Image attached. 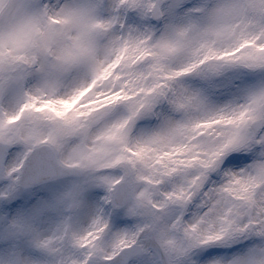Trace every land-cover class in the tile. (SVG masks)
<instances>
[{"label": "snow or ice", "instance_id": "6c2138e0", "mask_svg": "<svg viewBox=\"0 0 264 264\" xmlns=\"http://www.w3.org/2000/svg\"><path fill=\"white\" fill-rule=\"evenodd\" d=\"M3 0H0V4ZM183 10L186 21L152 40L148 28L127 23L130 14L159 15L155 0H113L108 17L99 15L95 0H64V3H38L22 0L20 19L5 31L0 29V145L13 142L9 135L13 124L27 118L31 123L30 138L47 125L49 137L76 131L80 116L70 112L73 102L79 99L81 86L73 88L67 96L58 95L63 74L94 57L96 35L118 27L120 34L109 41L106 52L121 56L129 49L138 50L139 56L152 54L153 69L162 73L146 89V96L137 109L125 120L117 122L109 138L125 145L113 165L125 163L133 177L129 192L119 194L114 190L117 181L102 176L98 183L105 194L90 211L86 223L65 218L44 239L37 238L38 247L57 257V264H123V257L145 254L142 240L147 233L154 234L166 247L181 255L196 249L198 261L203 264H264V246L250 247L236 243L249 236L264 239V200L257 199L264 192V136L242 131L240 122L245 111L226 118L234 121L232 130L221 133L219 142L209 150L198 178L185 177L181 182L168 185L173 178L184 175L190 160L175 159L169 153H158L152 160L145 154L156 151L177 136L186 137L187 143L172 148V153L191 151L198 155L197 136L207 135L214 126L212 119L171 121L163 118L160 128L127 143L126 127L137 115L155 114L156 104L167 101L175 111L189 113L202 103L199 92L190 90L179 81L199 65L213 60H227L249 69H264V0H215L209 7L207 0L188 7L184 0H173L168 11ZM197 14H199L197 16ZM199 19L201 22H197ZM184 59L186 63L168 70V61ZM222 65H213L211 74H217ZM36 68L40 78L33 88L24 87V81ZM175 81L176 86H170ZM253 103L264 102V91L252 97ZM59 105V107H57ZM220 119H225L221 117ZM260 150H256V145ZM175 159L170 165L165 159ZM247 161L243 167L239 164ZM209 171L222 172L224 181L204 193L201 204L221 199L215 203L223 207L217 221L207 218V213L193 221L185 222L180 216L171 225L165 223L170 203L187 205L200 193ZM10 175L11 172L9 171ZM136 185H143L137 191ZM15 186L0 191V198L10 197ZM122 216L136 218L134 224L118 227ZM13 229L22 227L14 221ZM190 237L186 247H178L169 234L178 229ZM217 248L215 245H233ZM207 249L200 252L199 250ZM0 264H30L15 253L0 258ZM130 264V260L128 261Z\"/></svg>", "mask_w": 264, "mask_h": 264}, {"label": "clouds", "instance_id": "9594fccd", "mask_svg": "<svg viewBox=\"0 0 264 264\" xmlns=\"http://www.w3.org/2000/svg\"><path fill=\"white\" fill-rule=\"evenodd\" d=\"M37 2L43 4L49 3V0ZM95 2L99 5V15L106 19L113 0ZM202 2L184 0L188 7ZM214 2L207 0L209 7ZM21 3L22 0H3L0 4V29L6 31L10 25L18 22ZM51 3L62 4L64 0H51ZM155 3L160 9L159 15L141 17L134 13L127 19V23H135L141 30L148 28L153 41L186 22L183 20V10L168 11L173 0H155ZM197 22L201 21L197 19ZM119 34L118 27L110 32L98 33L94 57L74 65L62 76L58 95L67 96L76 86L83 89L69 110L80 116V126L76 131L50 138L48 126L42 125L37 135L25 139L32 127L25 118L13 124L9 130V135L17 139L0 145V191L10 185L15 186L14 195L0 198V258L15 253L30 264H57L58 258L38 247L36 239L51 235L55 226L65 218L76 222L83 213L90 212L105 194L104 188L98 183L100 177L106 176L117 181L114 185L117 193L129 192V182L133 177L127 171L126 164L112 163L117 156L126 155L125 145L109 137L115 131L113 126L138 108L145 99L146 89L162 73L153 69L151 53L139 59L138 50L129 49L119 59L107 54L109 41ZM184 63L186 61L182 58L172 59L168 61L167 67L173 70ZM217 64L222 67L217 74L212 75L211 68ZM39 78V72L33 68L31 75L24 81V87H35ZM179 83L199 92L202 103L197 109L189 113L177 112L167 101H162L156 104L155 114L137 115L125 129L127 143L134 145L137 139L157 131L163 118L173 122L189 117L214 120L211 132L195 138V143L201 146L198 155H193L191 151L172 153V148L187 143L184 136H177L172 143H165L156 151L150 150L145 154L147 160H152L158 153H169L175 159L192 161L185 167L184 175L173 178L168 187L185 177L200 176L202 165L199 161L206 159L209 150L219 142V134L232 130L235 122L227 121V117L245 111V117L240 122L242 131L255 135L257 139L264 136V102L252 101L255 94L264 91V69H249L227 60H213L199 65L182 77ZM170 86H176V82H171ZM255 147L259 151L261 146L258 144ZM165 159L170 165L175 164V159ZM245 163L247 161L241 162L239 167ZM207 177L200 193L187 205H168L165 216L167 225H171L178 216L189 222L205 213L209 220L217 221L223 207L215 201L221 197L214 196L208 204L202 205L201 201L204 199L203 194L210 188L223 183L224 177L220 171H209ZM142 189L143 185H136L137 191ZM257 199L264 200V192L259 193ZM14 221L20 222L22 227L13 229ZM135 222L136 218H132L130 224ZM168 238L174 240L178 247H186L191 242L182 228L172 231ZM142 243L146 253L143 257L131 259L130 264H203L198 261L196 249L181 255L162 244L152 233L145 234ZM242 244L245 250L264 246V239L253 235L242 240Z\"/></svg>", "mask_w": 264, "mask_h": 264}, {"label": "rangeland", "instance_id": "374dc122", "mask_svg": "<svg viewBox=\"0 0 264 264\" xmlns=\"http://www.w3.org/2000/svg\"><path fill=\"white\" fill-rule=\"evenodd\" d=\"M89 214H90V212L83 213L80 217H78L76 222H78L79 224L86 223ZM121 220L125 221L126 223H121V224L117 225L118 227H125L127 224H130L132 222V218L131 217H126V216H122ZM236 243H242V241L234 242V244H236ZM234 244L233 245H215L213 247H217V248L233 247ZM206 250L207 249H202V250H199V251L202 252V251H206ZM197 254H199V252H197ZM143 256H144V254H140L139 256H136V257H133V258H139V257H143ZM133 258H131V259H133ZM127 264H128V262H127Z\"/></svg>", "mask_w": 264, "mask_h": 264}, {"label": "water", "instance_id": "95a60500", "mask_svg": "<svg viewBox=\"0 0 264 264\" xmlns=\"http://www.w3.org/2000/svg\"><path fill=\"white\" fill-rule=\"evenodd\" d=\"M131 257H133V256H128V257H123V258H121L122 259V262H123V264H126L127 263V261L131 258Z\"/></svg>", "mask_w": 264, "mask_h": 264}]
</instances>
